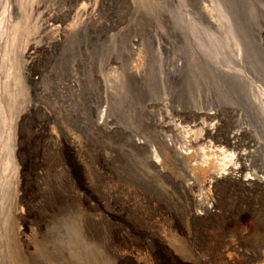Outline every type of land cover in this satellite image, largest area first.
Here are the masks:
<instances>
[{
  "label": "rangeland",
  "instance_id": "374dc122",
  "mask_svg": "<svg viewBox=\"0 0 264 264\" xmlns=\"http://www.w3.org/2000/svg\"><path fill=\"white\" fill-rule=\"evenodd\" d=\"M80 24L31 68L0 51V264H264V0H96Z\"/></svg>",
  "mask_w": 264,
  "mask_h": 264
},
{
  "label": "bare ground",
  "instance_id": "6f19581e",
  "mask_svg": "<svg viewBox=\"0 0 264 264\" xmlns=\"http://www.w3.org/2000/svg\"><path fill=\"white\" fill-rule=\"evenodd\" d=\"M95 10L96 0H70L67 4L61 5L60 7L51 6L50 4H48L47 0H0V51L3 49L5 57H11L15 52L19 50V48L24 47L23 58L27 66L31 68L36 63L37 59L41 55H43V53L47 52V49L49 48V44L46 45V43H43L44 40L52 39L51 41L53 46H60L63 41L68 38L71 30L73 31V29L80 27V22H83L85 26H87L94 20ZM25 14L28 19H31L32 31H30L27 26L25 27V21L23 19L25 18ZM7 16L10 19L9 22L7 20ZM136 43L137 42H134L135 45H137ZM8 62L6 63V65L4 63L2 66H0V91L2 90V88H4V92L6 94L8 93L13 75V66L11 65V62ZM1 92L3 93V95L5 94L3 90ZM202 118V122L210 123L211 121H214L218 118V114L213 112L212 110L209 112H202L200 113V119ZM207 134L210 136L208 128ZM219 143H221L222 145H226V147L228 148L233 147L228 138L220 139ZM166 145L169 153L165 149V157L169 162L173 164H177V162L183 161V158L188 157L187 155L190 154L188 149L186 147H183L177 139H170L169 145L168 143ZM221 149L223 150L224 148ZM223 153H226L225 150ZM151 154L156 158L158 157L157 150L155 148L151 149ZM223 158L226 159L227 156H223ZM236 160H238V162H242L245 159L242 155L238 154ZM182 167L184 168V170H186L187 173H193V176L195 173H197V175H200L203 178L202 184L207 183L209 179L221 178L224 174L223 171H221L222 169L216 170L215 167L211 166H202L199 168L196 167V169H192L182 162ZM245 171L246 168L242 167V169L238 170L237 173L244 174ZM193 178L195 177H191V179ZM222 183L224 185L223 188H229L233 186L236 189L237 185L239 184L238 179L234 181L226 179ZM250 184L258 185V183L253 181H250ZM191 185L192 188H196L200 186V183L195 180V182ZM209 186L213 187V185ZM183 188L185 189V187ZM56 192L57 191H54L55 198L58 197ZM63 208L65 209V206H63ZM191 213L192 211L190 209L189 215H191ZM12 254L14 255V250H12Z\"/></svg>",
  "mask_w": 264,
  "mask_h": 264
},
{
  "label": "built area",
  "instance_id": "2783aa9c",
  "mask_svg": "<svg viewBox=\"0 0 264 264\" xmlns=\"http://www.w3.org/2000/svg\"><path fill=\"white\" fill-rule=\"evenodd\" d=\"M199 201L201 203V206L208 212H210V211L212 212L213 209L215 208L214 200L206 199V201H205V200H203V198H201ZM213 213H215V211H213Z\"/></svg>",
  "mask_w": 264,
  "mask_h": 264
}]
</instances>
